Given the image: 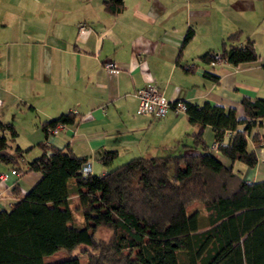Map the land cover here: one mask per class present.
Segmentation results:
<instances>
[{"label":"crops","instance_id":"obj_1","mask_svg":"<svg viewBox=\"0 0 264 264\" xmlns=\"http://www.w3.org/2000/svg\"><path fill=\"white\" fill-rule=\"evenodd\" d=\"M189 28L192 37L179 48ZM235 30L252 40L255 61L231 65L197 58L207 50L217 53L220 39ZM242 44L243 39L237 43ZM106 60L115 69H104ZM147 84L172 101H207L243 118L241 96H264V0H122L114 14L104 12L100 0H0V122L16 132L3 151L26 150L20 167L30 159L26 152L39 153L40 123L65 112L75 113V121L56 127L44 143L84 157L90 174H102L113 161L98 162L107 150L126 160L180 153L178 146L189 147L182 141H191L195 126L184 111L168 110L158 118L136 113L134 93ZM251 131L264 132V123L256 121ZM231 133L224 130L221 143ZM212 137L205 125L208 151L229 165ZM256 153L253 174L264 168V142ZM38 178L0 161V209ZM15 183L17 195L10 191ZM68 184L74 193L73 180Z\"/></svg>","mask_w":264,"mask_h":264},{"label":"trees","instance_id":"obj_2","mask_svg":"<svg viewBox=\"0 0 264 264\" xmlns=\"http://www.w3.org/2000/svg\"><path fill=\"white\" fill-rule=\"evenodd\" d=\"M100 2L108 14L122 5V0ZM191 37L189 28L179 48ZM241 39L243 44L237 45ZM197 58L238 65L255 61L257 53L252 40L235 30L220 39L217 53L207 50ZM239 103L241 119L230 107L184 102L187 120L195 126L190 147L201 151L130 157L97 175H81L86 161L67 146L44 143L57 124L73 123L75 113H60L40 123L39 153L25 168L18 163L26 150L14 146L3 151L16 132L11 123L0 122V161L39 174L21 198L0 209V264H80L74 250L84 255L83 264H264V179L246 180L231 165L237 161L252 168L257 162L264 132L251 129L256 121L264 123V96L243 95ZM205 125L212 128L216 149L229 165L208 151L202 138ZM226 129L231 136L221 143ZM115 155L103 151L98 162L107 166ZM69 179L74 193L68 190ZM10 191L19 193L16 183ZM194 204H201L207 222L200 229L197 211L186 210ZM70 209L81 215V226L69 223ZM99 226L110 230L106 237L93 236ZM57 250L67 256L42 261Z\"/></svg>","mask_w":264,"mask_h":264},{"label":"rangeland","instance_id":"obj_3","mask_svg":"<svg viewBox=\"0 0 264 264\" xmlns=\"http://www.w3.org/2000/svg\"><path fill=\"white\" fill-rule=\"evenodd\" d=\"M180 142L181 141H179V143ZM182 142L189 144V147L186 146V148H182V146H178L180 153H177L178 151H174V153H171V154H173V155L174 154H184V153H193V152L198 151V147H196V148L190 147V143H191L190 139H187V140L183 139ZM36 150H37V152H39L38 148H36ZM25 155H26V158L28 159V158H31L33 156V153L32 152H26ZM125 160L126 159L114 158L113 161L110 163V165L105 167L106 168L105 171L113 168L114 166H116L122 162H124ZM234 164L232 166V170L235 173H237L239 176H241L242 178H244L246 180H252V181L264 179V168L262 169V171H259L258 174H253L252 171L250 170V168H248L247 166L242 165L241 168H238ZM186 210H187V213L191 212L193 210L197 211V227L199 229L206 226L207 222H206L204 210H203L201 204H194L191 207H188ZM70 213H71V220L69 221V223L72 225L81 226L83 223V219H82L81 215L78 212H75L73 209H70ZM109 232H110V230L108 228L99 226L95 229L93 236L104 238L109 234ZM71 253L77 254L78 257H80V264H83L84 255L81 256L82 254H79L76 250L72 251ZM65 256H67V253H65L63 250H57L53 254H51L47 257H44L42 259V261L44 263L52 262L54 260L61 259ZM180 258L183 259V254H180Z\"/></svg>","mask_w":264,"mask_h":264},{"label":"built area","instance_id":"obj_4","mask_svg":"<svg viewBox=\"0 0 264 264\" xmlns=\"http://www.w3.org/2000/svg\"><path fill=\"white\" fill-rule=\"evenodd\" d=\"M101 66L107 70L115 69L114 64L109 60L102 62ZM134 96L136 98L135 112L141 115L158 118L163 116L168 110H172L173 112L184 111V104L182 102L168 99L162 91L153 84H147L139 87L135 91ZM61 125L62 124H57L55 128L60 127ZM213 144L216 145L217 143L215 142ZM11 171L13 172V170ZM80 173L81 175L89 173L87 163L82 165Z\"/></svg>","mask_w":264,"mask_h":264}]
</instances>
